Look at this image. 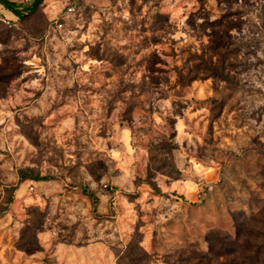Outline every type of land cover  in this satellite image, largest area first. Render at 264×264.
Listing matches in <instances>:
<instances>
[{"label": "rangeland", "instance_id": "374dc122", "mask_svg": "<svg viewBox=\"0 0 264 264\" xmlns=\"http://www.w3.org/2000/svg\"><path fill=\"white\" fill-rule=\"evenodd\" d=\"M0 121V264L264 259V0L0 4Z\"/></svg>", "mask_w": 264, "mask_h": 264}, {"label": "trees", "instance_id": "16d2710c", "mask_svg": "<svg viewBox=\"0 0 264 264\" xmlns=\"http://www.w3.org/2000/svg\"><path fill=\"white\" fill-rule=\"evenodd\" d=\"M42 2L43 0H34L30 5H27L26 7L19 9L15 6V3L11 0H0V4H2L6 9L12 11L18 18H24L28 14L34 12ZM84 192L92 199L93 204H96L97 197L95 193L89 189H84ZM240 263L241 264H264V259H242ZM127 264H137V263H127Z\"/></svg>", "mask_w": 264, "mask_h": 264}, {"label": "clouds", "instance_id": "9594fccd", "mask_svg": "<svg viewBox=\"0 0 264 264\" xmlns=\"http://www.w3.org/2000/svg\"><path fill=\"white\" fill-rule=\"evenodd\" d=\"M122 15H123V19L124 20H127V21L130 22L131 18H130V15H129V13L127 11L123 12ZM180 23H181L182 26L184 25V21L183 20H181ZM197 23H203V20H198ZM179 35H182V34H178V37L177 38H179ZM83 39H92V37L85 36V37H83ZM96 39H98V37H96ZM85 51H87V49H85ZM97 64H98V62L96 60H94V59L93 60H89L88 61V64H85L84 65V70L87 71L89 65H97ZM28 86L29 87H36V88H38L40 86L39 85V81H33L32 84L31 85H28ZM163 104L168 105V101H164ZM0 122H2V121H0ZM156 122L158 124L161 123V121H160L159 118H157V121ZM70 124H71V121L66 122V126H70ZM178 127H180V128L183 127V121H181V123H180V125H178Z\"/></svg>", "mask_w": 264, "mask_h": 264}]
</instances>
